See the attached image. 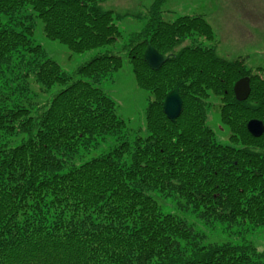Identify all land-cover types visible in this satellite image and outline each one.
Instances as JSON below:
<instances>
[{
	"label": "trees",
	"instance_id": "16d2710c",
	"mask_svg": "<svg viewBox=\"0 0 264 264\" xmlns=\"http://www.w3.org/2000/svg\"><path fill=\"white\" fill-rule=\"evenodd\" d=\"M101 1L0 0V264H264L252 242L203 243L152 194L173 197L209 225H264V131L247 129L250 118L264 122L262 67L220 55L203 14L167 19L154 0L126 43L148 91L147 133L127 136L115 100L98 85L122 56L106 50L70 73L33 38L39 18L46 36L74 51L114 42L120 15ZM149 43L168 55L156 69L144 59ZM243 75L250 92L238 100L232 85ZM54 83L63 86L51 97L32 96ZM176 86L182 106L172 121L162 103ZM209 107L230 142L208 124ZM109 133L117 139L108 151L75 161Z\"/></svg>",
	"mask_w": 264,
	"mask_h": 264
},
{
	"label": "rangeland",
	"instance_id": "374dc122",
	"mask_svg": "<svg viewBox=\"0 0 264 264\" xmlns=\"http://www.w3.org/2000/svg\"><path fill=\"white\" fill-rule=\"evenodd\" d=\"M153 1L102 0L100 2L102 8L111 9L114 15H120L116 16L114 21L121 34L112 43L74 51L66 43L46 36L39 18L33 33L35 42L44 47L47 56L55 59L63 70L70 73H73L79 64L106 50L114 51L122 56V66L110 71L98 85L115 100L117 113L125 120L123 130L127 136L147 133L145 108L148 91L139 87L135 80L127 56L126 43L131 33L140 30L145 24L148 8ZM161 10L167 19H174L181 14H203L214 30L217 52L229 58L246 56L245 64L252 71L256 70V65L261 66V72L264 75V0H162ZM62 86V84L54 83L47 91L38 92L34 89L37 85L33 84L34 90L31 94L34 98L44 100L51 97ZM207 122L220 141H231L229 127L221 121L218 110L214 107H209ZM116 139L115 134H107L96 146L89 150L82 149V156H76L75 161L79 162L108 151ZM152 194L161 210L171 211L186 218L194 229L201 233L203 243L252 242L257 250L264 251V225L252 226L247 221L230 227L221 221H215L213 225H209L193 211L180 207L173 197L162 196L157 191H153Z\"/></svg>",
	"mask_w": 264,
	"mask_h": 264
},
{
	"label": "water",
	"instance_id": "95a60500",
	"mask_svg": "<svg viewBox=\"0 0 264 264\" xmlns=\"http://www.w3.org/2000/svg\"><path fill=\"white\" fill-rule=\"evenodd\" d=\"M167 57V54L160 52L150 43L144 49V59L153 69L158 68ZM233 92L238 100L245 99L250 92V76L243 75L239 77L233 84ZM181 106L182 98L179 93V87L176 86L166 94L162 103L163 111L169 119L174 121L181 111ZM247 129L252 135L259 136L264 131V122L257 117L250 118L247 121Z\"/></svg>",
	"mask_w": 264,
	"mask_h": 264
}]
</instances>
